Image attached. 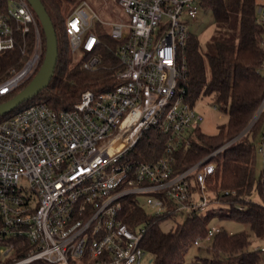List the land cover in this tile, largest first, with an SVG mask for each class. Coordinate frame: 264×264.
I'll return each instance as SVG.
<instances>
[{"label":"built area","instance_id":"2783aa9c","mask_svg":"<svg viewBox=\"0 0 264 264\" xmlns=\"http://www.w3.org/2000/svg\"><path fill=\"white\" fill-rule=\"evenodd\" d=\"M113 1L124 14L104 19L82 0L68 16L66 31L74 51H95L101 43L97 22L122 41L116 49L123 65L119 84L99 93L87 89L69 109L33 103L0 120V264H142L147 225L133 229L123 220L127 201L163 219L204 213L216 157L264 113L263 95L240 135L176 169L175 151L191 144L203 120L188 99L184 50L186 20L197 19L204 0ZM257 19L264 51V0ZM39 21L28 0L0 1V55L16 47L19 32L35 35L24 65L0 81V100L30 81L42 64ZM100 64L97 54L84 61L88 70ZM260 71L264 77V60ZM150 131L159 136L162 154L142 159L137 148ZM121 139L126 143L119 149ZM258 149L264 154V134ZM222 230L213 224L195 245L211 244Z\"/></svg>","mask_w":264,"mask_h":264},{"label":"trees","instance_id":"16d2710c","mask_svg":"<svg viewBox=\"0 0 264 264\" xmlns=\"http://www.w3.org/2000/svg\"><path fill=\"white\" fill-rule=\"evenodd\" d=\"M4 1L5 0H0ZM262 0H204L203 7L214 13L215 31L207 50L200 48L197 35L190 31L184 50L188 63V99L195 104L201 95H212L218 108L228 115L227 123L215 135L197 129L191 144L174 153V167L178 170L199 161L227 140L237 137L254 119L263 95L264 77L260 67L264 51L260 46L263 28L257 19V7ZM75 0H43L57 31L59 57L55 74L48 87L34 98L25 101L14 111L0 116L6 119L33 103H46L54 109H69L81 99L82 93L91 89L96 93L114 88L120 82L118 71L123 68L116 49L122 41L113 38L106 26L97 22L94 31L101 43L94 52L83 48L74 51L66 31V21ZM81 2V1H80ZM79 3H77L78 5ZM40 23V21H39ZM44 60L45 34L40 23ZM34 32L18 33L14 49L0 55V81L13 69H20L33 52ZM93 54L99 55L101 64L94 70L84 67V61ZM1 99L7 100L17 93ZM155 131L146 133L138 145L142 159H154L162 154ZM264 134V113L222 154L216 173L208 179V192L218 209L206 215L195 212L176 221L169 229L162 227L165 220L147 213L135 200L129 199L123 209V220L131 228L139 223L147 225L142 246L151 253L154 264H187L186 255L198 236L207 234L213 225L209 219L214 214L248 224L250 231L229 232L224 229L215 235L210 246L212 256H198L199 264H263L264 252V168L256 174L258 152L257 135ZM257 191L260 200L252 197ZM208 245V246H209ZM35 264H44L38 262Z\"/></svg>","mask_w":264,"mask_h":264},{"label":"rangeland","instance_id":"374dc122","mask_svg":"<svg viewBox=\"0 0 264 264\" xmlns=\"http://www.w3.org/2000/svg\"><path fill=\"white\" fill-rule=\"evenodd\" d=\"M80 1L82 0H75V2L72 4L73 8L77 6V3L80 4ZM88 1L93 7V9L96 12H98L99 15L104 19H115L118 18L119 15L124 14L121 7L113 0H88ZM74 9L70 11V14ZM88 10L90 13H92L90 9ZM186 24L188 25L189 30L195 33L199 38L200 48L203 51L207 50L209 42L210 43L212 42L211 37L213 36L215 31L213 11L211 9L207 10L205 8H201L197 19L195 20L188 19L186 20ZM42 51H43V40H42ZM196 107L198 112L203 116V120L201 121L200 127L202 131L207 134L210 135L217 134L220 130V126L227 123L228 121L227 113L215 107L214 98L212 95H204V94L201 95L196 101ZM261 139H262V135L260 133L257 135L256 138L258 147L261 143ZM125 143L126 141L124 139H121V141L118 142L119 149H121L125 145ZM263 168H264V154L260 152V150L258 149L257 160H256L257 176L261 174ZM252 197L255 200H260V196L257 191L253 192ZM218 207H219V203L213 202L211 198H209L208 209L204 211V215H206L208 211H210L212 208L218 209ZM147 210L151 211V208L147 207ZM181 219H183L181 215H176L173 218L171 217L165 219L161 225L164 229H169L171 226H173V224L176 221H179ZM209 224L211 225L219 224L229 232L231 231L238 232L242 230H247L248 232L250 231L248 224L233 219L220 218L217 214H214L213 216L210 217ZM258 244L259 246H264V244L261 242H259ZM208 245L209 244H203L202 246L192 245L186 255L187 264H199L197 262L198 256H209V257L212 256V253L209 251L213 252L214 250L213 246L212 245L208 246ZM142 264H154V262L152 261L151 253L147 252L145 254V256L142 259Z\"/></svg>","mask_w":264,"mask_h":264},{"label":"water","instance_id":"95a60500","mask_svg":"<svg viewBox=\"0 0 264 264\" xmlns=\"http://www.w3.org/2000/svg\"><path fill=\"white\" fill-rule=\"evenodd\" d=\"M38 16L45 34L46 50L44 60L32 79L13 96L0 102V116L14 111L19 105L34 98L48 87L55 74L58 57L59 41L53 20L43 0H28Z\"/></svg>","mask_w":264,"mask_h":264}]
</instances>
